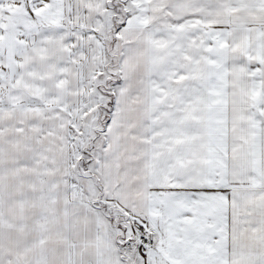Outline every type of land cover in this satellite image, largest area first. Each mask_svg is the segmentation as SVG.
Wrapping results in <instances>:
<instances>
[{"label":"snow or ice","instance_id":"obj_1","mask_svg":"<svg viewBox=\"0 0 264 264\" xmlns=\"http://www.w3.org/2000/svg\"><path fill=\"white\" fill-rule=\"evenodd\" d=\"M0 264H264V0H0Z\"/></svg>","mask_w":264,"mask_h":264}]
</instances>
